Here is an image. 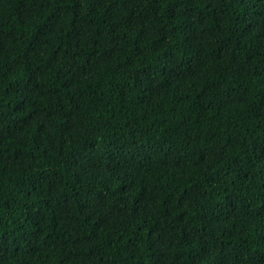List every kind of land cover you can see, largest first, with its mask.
<instances>
[{
    "label": "trees",
    "instance_id": "16d2710c",
    "mask_svg": "<svg viewBox=\"0 0 264 264\" xmlns=\"http://www.w3.org/2000/svg\"><path fill=\"white\" fill-rule=\"evenodd\" d=\"M0 264H264V0H0Z\"/></svg>",
    "mask_w": 264,
    "mask_h": 264
}]
</instances>
